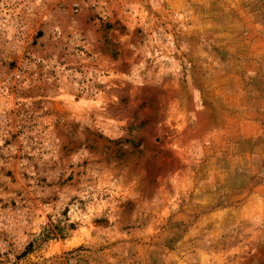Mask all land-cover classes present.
Instances as JSON below:
<instances>
[{"label": "rangeland", "instance_id": "1", "mask_svg": "<svg viewBox=\"0 0 264 264\" xmlns=\"http://www.w3.org/2000/svg\"><path fill=\"white\" fill-rule=\"evenodd\" d=\"M0 264H264V0H0Z\"/></svg>", "mask_w": 264, "mask_h": 264}]
</instances>
